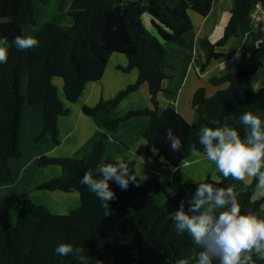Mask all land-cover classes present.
Listing matches in <instances>:
<instances>
[{"label": "trees", "instance_id": "16d2710c", "mask_svg": "<svg viewBox=\"0 0 264 264\" xmlns=\"http://www.w3.org/2000/svg\"><path fill=\"white\" fill-rule=\"evenodd\" d=\"M50 1L0 0V38L8 40V60L0 64V183L14 181L10 161L23 157L20 136L24 106L42 105L44 129L40 139L50 135L53 143L60 145L59 119L71 111L61 99L55 80L60 79L63 83L62 94L66 103L74 105L88 84L103 79L115 54L127 58L128 66L122 71L137 70L138 80L112 100L100 101L94 107H83L84 114L96 118L100 113L118 107L147 83L153 109L130 111L121 118L107 119L103 121V127L115 133L123 122L147 117L149 124L143 138L148 151H157L173 168L188 159L194 152L193 146L195 151L203 154L199 132L202 127H215L210 124L211 120L215 119L224 126L229 118H233L234 127L243 137V125L236 124L239 116L247 111L254 114L261 111L264 91L254 93L252 79L261 73L264 65V40L241 73L212 81L215 85H227L226 89L212 97L207 96L205 89L194 94L191 106L199 116L195 124H189L171 108L159 115L158 95L164 91L167 79L164 72L167 53L160 40L184 46L185 35L194 29L190 13L207 16L212 0H165L164 6L156 0H63L55 17L44 23L34 36L39 40V46L23 51L18 49L15 37H23L24 27L38 24L35 5L48 6ZM234 1L232 18L222 40L216 44L204 40L200 43L207 64L224 59L217 50L228 44L258 5L264 9V0ZM145 14L152 16L159 38L146 29L143 23ZM24 78L27 79L26 94L22 89ZM168 129L181 139L183 147L179 152L170 149L166 139ZM105 152L104 143L99 141L82 159L39 158L40 168L58 166L61 175L37 189L77 192L80 206L67 215H57L31 200L18 199L21 210L16 227L11 231L4 220L5 207L0 200V264H79L74 256L53 254L60 243L83 245L88 264H100L104 260L111 261V264H176L181 258L195 264L201 249L187 232L176 233L175 221L135 182H130L128 188L122 190L115 181H109L116 196L109 201L111 214L103 215L101 202L80 180L86 171H91L94 177L97 175L96 169ZM200 183L223 188L232 186L242 213L252 212L264 218V198L254 199L256 180L244 192L226 179L219 182L187 180L181 191L193 197ZM213 264H219V261L214 260ZM256 264H264V261L256 260Z\"/></svg>", "mask_w": 264, "mask_h": 264}, {"label": "crops", "instance_id": "0c3cea01", "mask_svg": "<svg viewBox=\"0 0 264 264\" xmlns=\"http://www.w3.org/2000/svg\"><path fill=\"white\" fill-rule=\"evenodd\" d=\"M164 1L156 0L161 6H164ZM234 7V0H212V7L207 16L190 13L194 29L185 35L184 46L160 40L167 53L164 68L167 79L163 85L164 91L158 95L159 115L167 108H171L189 124H195L199 116L191 106L194 94L199 89H205L207 96L212 97L218 91L227 88V85L213 84L214 79L241 73L251 62L258 45L264 40V9L261 5L252 11L248 20L229 40L228 44L217 50L224 56V59L213 60L207 64L205 51L200 45L203 40L211 44L222 40L232 18ZM41 12L46 14L47 8L42 7ZM152 21V16L148 14L143 16L146 29L153 36L159 38ZM156 23L168 30L159 22L156 21ZM26 32H28L27 36L34 37L38 28L25 29L24 27L23 37ZM127 66V58L115 54L109 61L103 79L100 82L88 84L76 104L69 105L65 99L61 98L71 113L59 119L60 145H55L50 135L40 139L44 122L41 132L35 134L31 139L32 128L38 123V115L43 121V107L42 105L24 106L20 136L23 157L20 160L10 161L11 168L15 173L14 181L8 184L0 183V200L5 207L4 220L11 231L16 227L17 217L21 210L17 203L18 199L31 200L38 205L45 206L50 212L57 215H67L80 206L77 192L59 193L37 189L44 182L61 175L60 167L40 168L38 160L42 156L82 159L99 141H102L106 148L102 163L115 162L119 158L125 160L130 158L132 161L129 168L133 172L136 171L138 185L152 195L169 215L180 209L182 201L185 210L190 208L192 197L181 191L182 184L187 180L196 182L208 179L215 182L223 179L231 180L241 192L246 191L253 183L254 178L245 181L235 180L231 176L225 178L213 162L207 160L203 154L197 151L191 152L188 159L178 168L171 167L157 151L153 149L148 151L147 149L146 141L143 138L149 124L147 117L133 118L123 122L115 133L106 130L103 127V121L107 119L121 118L130 111L153 109L147 83L124 99L118 107L102 112L96 118L86 116L83 107H94L100 101L112 100L121 91L136 83L139 76L138 71L123 72L122 69ZM252 91L254 93L264 91V65L261 73L252 79ZM255 115L261 119L262 130H264V105L261 111ZM75 117L76 119H74ZM224 126L234 127V119L229 118ZM31 140L34 147L42 146L44 152L43 149L37 152L33 151L30 145ZM254 199L261 200L263 198L254 197ZM107 262V264H111V261L107 260Z\"/></svg>", "mask_w": 264, "mask_h": 264}, {"label": "clouds", "instance_id": "9594fccd", "mask_svg": "<svg viewBox=\"0 0 264 264\" xmlns=\"http://www.w3.org/2000/svg\"><path fill=\"white\" fill-rule=\"evenodd\" d=\"M14 43L22 51L39 46V40L33 36H16ZM7 45V38H0V64L7 63ZM210 124L215 127H202L199 132V143L206 159L213 162L225 178L231 176L241 181L254 178V197L264 198V130L261 119L251 111L241 114L236 124L243 125V137L236 127L220 126L215 119ZM166 139L172 152H179L183 147L181 139L171 129L167 130ZM131 161L130 158H119L115 162L102 163L96 169L95 177L91 171H86L80 180L101 202L104 216L111 214L109 201L116 196L109 181H115L122 190H126L130 182L138 186L136 171L129 168ZM169 218L175 221L178 235L187 232L201 249L195 264H213L214 260L219 264L264 261V218L252 212L242 213L232 186L223 188L200 183L190 208L185 211L182 201L180 209L170 213ZM84 252L83 245L60 243L53 254L60 257L71 255L79 264H88ZM176 264H189V259H178Z\"/></svg>", "mask_w": 264, "mask_h": 264}, {"label": "rangeland", "instance_id": "374dc122", "mask_svg": "<svg viewBox=\"0 0 264 264\" xmlns=\"http://www.w3.org/2000/svg\"><path fill=\"white\" fill-rule=\"evenodd\" d=\"M60 1L61 0H51L48 6H44L41 3H37L35 5V16H36L37 21H38V24H37L36 27L38 28V30L40 29L41 26L44 25V23L52 20L55 17V15L58 13V10H59V7H60ZM42 7L47 8V13L46 14L41 12ZM25 29H34V27L29 26V27H25ZM27 34H28V32H26L25 37H27ZM61 82L62 81L60 79H56L55 80V85L60 90V95H61L60 97L64 99V96L62 94V88H61L62 87V83ZM22 85H23V87H22L23 92L25 93L26 89H27V80H26V78L23 79V84ZM74 119H76V117ZM42 123H43V121H42L40 115H38V123H37V125L35 124L33 126V128H32L33 130L31 131V134H32L31 139H32V137L35 134H37L38 132H41V126L43 125ZM30 145L33 148V151H36V152L37 151H41L43 149L42 146L41 147H34V144H33L32 140L30 141ZM43 152H44V149H43ZM55 167L59 168L58 166H55ZM44 176H47V175H44ZM56 192L61 193L60 191H56ZM159 203H160V201H159ZM69 204H71V203H69ZM107 263H108L107 260H105L102 264H107Z\"/></svg>", "mask_w": 264, "mask_h": 264}]
</instances>
